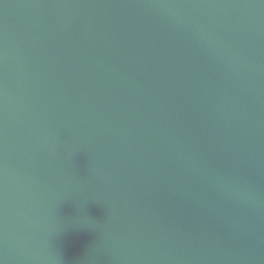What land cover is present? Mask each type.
I'll list each match as a JSON object with an SVG mask.
<instances>
[{
  "label": "water",
  "instance_id": "95a60500",
  "mask_svg": "<svg viewBox=\"0 0 264 264\" xmlns=\"http://www.w3.org/2000/svg\"><path fill=\"white\" fill-rule=\"evenodd\" d=\"M0 264H264V0H0Z\"/></svg>",
  "mask_w": 264,
  "mask_h": 264
}]
</instances>
